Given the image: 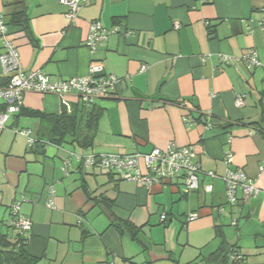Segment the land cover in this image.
Here are the masks:
<instances>
[{
  "label": "crops",
  "instance_id": "crops-1",
  "mask_svg": "<svg viewBox=\"0 0 264 264\" xmlns=\"http://www.w3.org/2000/svg\"><path fill=\"white\" fill-rule=\"evenodd\" d=\"M262 9L264 0H91L70 22L58 0H0L25 71H40L55 82L85 77L95 62L118 80L109 98L93 104L101 113L87 148H30L22 136L4 137L0 227L6 226L1 230L8 239L15 234L10 208L20 202V214L32 225L26 248L36 264H192L223 241L235 245L246 264H264V68L221 60L253 49L264 64ZM20 10L27 31L11 23ZM94 21L118 32L91 53L84 42ZM141 66L147 69L140 72ZM5 80L0 67V86ZM239 94L243 104L236 107ZM69 102L71 111L79 106L75 97ZM63 108L57 96L39 93L24 94L21 107L45 115ZM18 115L8 129L28 128L32 139L46 141L47 123ZM170 142L193 145L201 169L218 176L230 151L231 167L256 180L260 192L243 206L237 226L230 224L235 209L226 205L218 179L200 178L212 186L208 194L186 192L181 183L145 189L85 168L72 156L148 153ZM50 189L52 208L46 205ZM101 197L112 201L115 218L141 228L139 242L114 230L113 216L97 204ZM190 214L197 218L183 228Z\"/></svg>",
  "mask_w": 264,
  "mask_h": 264
},
{
  "label": "built area",
  "instance_id": "built-area-1",
  "mask_svg": "<svg viewBox=\"0 0 264 264\" xmlns=\"http://www.w3.org/2000/svg\"><path fill=\"white\" fill-rule=\"evenodd\" d=\"M91 0H58L59 4L67 9L66 18L72 22L78 11L90 3ZM259 26L264 28V9ZM175 28H178L175 26ZM117 28H105L100 22L94 21L90 24L89 35L84 42V46L93 53L98 47L108 39L109 35L116 34ZM0 67L2 74L6 77V85L0 86V132L8 129L11 118L17 115L22 107L23 96L26 93L53 94L57 96L69 113L71 105L69 99L75 97L79 104L85 106L93 105L97 100L109 98L118 80L113 75L104 73L103 67L95 62L90 63L88 75L85 77L70 78L62 81L52 82L50 78L40 71H25L22 67L18 48L14 45L8 30L4 16L0 14ZM223 62L238 61L245 68L263 67L253 49H249L239 59L226 56L221 58ZM146 66H141L140 72L146 70ZM234 104L240 107L243 104V95H236ZM210 125H206L209 129ZM16 135L27 139L28 144L34 140L31 138V131L28 129L12 131ZM79 164L85 168L105 171L117 176L120 180L134 182L145 189L154 186L174 187L179 183L186 192H195L200 189L204 193H211L210 184H202L200 178L209 180L218 179L224 186L225 203L235 209V218H231V226H237L242 215L243 206L252 198L256 197L260 189L256 180L247 176L242 168H232L233 156L230 151L225 152L223 164L225 172L218 176L213 172H204L196 159L195 147L193 145L177 146L170 142L164 148H153L148 153L131 154H72ZM68 160L61 166L62 172L68 169ZM264 171V166L259 167V175ZM49 200L47 207L52 208L53 191L49 190ZM223 207L217 208V213L222 214ZM11 225L15 235L24 242L29 239L31 232V222L20 214V202H15L10 208ZM165 215H161V221L165 220ZM197 218L196 214H190L186 218V223ZM13 241H16L14 238ZM239 258V256H237ZM103 264H112L104 262Z\"/></svg>",
  "mask_w": 264,
  "mask_h": 264
},
{
  "label": "trees",
  "instance_id": "trees-1",
  "mask_svg": "<svg viewBox=\"0 0 264 264\" xmlns=\"http://www.w3.org/2000/svg\"><path fill=\"white\" fill-rule=\"evenodd\" d=\"M11 23L23 31L28 30V18L24 10H20L12 15ZM8 26V24H7ZM9 28V26H8ZM6 81L4 85H6ZM2 85V86H4ZM4 107L0 106V111ZM101 111L95 105L85 106L83 104L76 105L71 112H67L64 108L58 115H45L37 112H27L22 109L19 116H30L37 118L40 122H45L48 125L47 131L44 134L46 141L33 139L30 148L36 147L41 143L43 147L47 144L54 146H62L66 143L74 144L80 148H87L96 131L97 121ZM15 115L14 117H16ZM39 145V146H41ZM85 191V187L83 186ZM97 204H101L110 216H113L112 201L101 197L96 200ZM112 227L120 235H127L132 241L139 242L138 234L141 228L134 226L129 221L112 218ZM186 226V222L183 224ZM12 226V225H11ZM13 228V227H12ZM16 241H13V239ZM223 241V240H222ZM27 242H24L19 236L15 235L8 239V236L3 233L0 227V264H36V258L31 256L26 248ZM239 256V258H237ZM169 259L172 258L169 256ZM192 264H246L245 257L240 254L235 245H228L222 242L218 249L208 257L200 260L198 263Z\"/></svg>",
  "mask_w": 264,
  "mask_h": 264
},
{
  "label": "rangeland",
  "instance_id": "rangeland-1",
  "mask_svg": "<svg viewBox=\"0 0 264 264\" xmlns=\"http://www.w3.org/2000/svg\"><path fill=\"white\" fill-rule=\"evenodd\" d=\"M21 129H28V128H19V129L16 128V130H21ZM28 130H29V129H28ZM12 131H13V129H12V130L7 129V130H5V131L2 132V135H1V140H2V142H0V147H2V146L4 145V142H5V141L3 140L4 137H5V136H9V135L11 136L10 133L13 134ZM30 131H31V130H30ZM8 132H10V133H8ZM22 137H23V136H22ZM22 137L18 135L17 138H18V140H21V139L23 140V138H25V137H23V138H22ZM9 139H10V138H9ZM25 139H26V138H25ZM10 140H11V139H10ZM26 141H27V140H26ZM1 160H3V157H2V156H0V161H1ZM6 164H7V162H6ZM99 171H101V170H99ZM5 227H6V226H2V227H1L2 230H3L4 232L7 230Z\"/></svg>",
  "mask_w": 264,
  "mask_h": 264
}]
</instances>
